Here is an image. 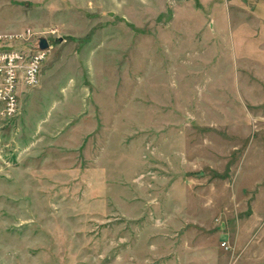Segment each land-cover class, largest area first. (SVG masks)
Segmentation results:
<instances>
[{
    "label": "rangeland",
    "instance_id": "rangeland-1",
    "mask_svg": "<svg viewBox=\"0 0 264 264\" xmlns=\"http://www.w3.org/2000/svg\"><path fill=\"white\" fill-rule=\"evenodd\" d=\"M27 30L0 264H264V0H0Z\"/></svg>",
    "mask_w": 264,
    "mask_h": 264
},
{
    "label": "built area",
    "instance_id": "built-area-1",
    "mask_svg": "<svg viewBox=\"0 0 264 264\" xmlns=\"http://www.w3.org/2000/svg\"><path fill=\"white\" fill-rule=\"evenodd\" d=\"M31 30L0 34V120L19 113V99L27 89L35 88L48 50H41L40 40L32 44Z\"/></svg>",
    "mask_w": 264,
    "mask_h": 264
},
{
    "label": "water",
    "instance_id": "water-1",
    "mask_svg": "<svg viewBox=\"0 0 264 264\" xmlns=\"http://www.w3.org/2000/svg\"><path fill=\"white\" fill-rule=\"evenodd\" d=\"M39 47L41 50H48L50 47H49V42L47 41V39L45 38L41 39Z\"/></svg>",
    "mask_w": 264,
    "mask_h": 264
}]
</instances>
